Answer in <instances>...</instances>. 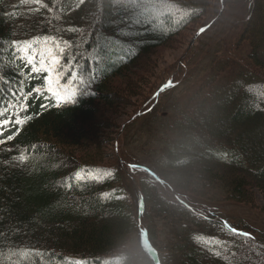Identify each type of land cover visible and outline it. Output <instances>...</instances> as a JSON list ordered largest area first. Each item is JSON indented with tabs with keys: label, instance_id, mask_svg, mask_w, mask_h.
I'll list each match as a JSON object with an SVG mask.
<instances>
[{
	"label": "trees",
	"instance_id": "trees-1",
	"mask_svg": "<svg viewBox=\"0 0 264 264\" xmlns=\"http://www.w3.org/2000/svg\"><path fill=\"white\" fill-rule=\"evenodd\" d=\"M25 2L12 10L0 2V36L19 41L38 39L40 49L52 47L45 44L46 38L75 41L65 54L77 58L81 53L90 55L80 43L82 37L90 38L93 45L115 38L114 43L131 47L133 55L122 60L117 48L99 67L80 59L85 77L91 71L94 79L90 84L71 85L79 90L71 104L57 105L47 93L44 74L21 69V87L29 93L22 100L27 111L19 110L24 123L11 125L15 138L0 145V232L7 237H0L4 264H156L143 245L145 240L159 264H250L241 253L252 246L264 253V242L233 234L217 216L194 211V204L181 194L203 187L221 190L242 204H253L258 194L264 198V27L255 25L259 12L264 19V0H80L72 5L68 0ZM213 4L248 6L239 34L240 42L250 47L246 62L229 72L225 66L220 72L213 68L210 80L215 84L208 81L209 77L203 80L200 99L193 106L185 105L180 121H169L167 114L161 117L153 106L127 124L145 118L159 123L167 119L171 126L161 133L167 138L150 137L165 147L158 169L144 165L145 185L138 201L143 208L138 214L145 213L148 227L138 228L143 246L140 258L129 245L138 223L125 201L128 191L121 181L123 171L119 165H107L105 152H101V104L112 108L117 98L124 100L126 95L112 91L114 79H125L127 87L134 81L139 83V74L132 68L197 24ZM13 12L15 18L5 15ZM12 31L15 35L10 34ZM10 62V54H5L4 63ZM5 73L20 79L15 69L6 68ZM223 74L226 78L220 79ZM68 79L61 81L65 87L69 86ZM173 81L161 93L170 91ZM38 86L39 95L34 91ZM210 113L216 122H229V126L214 124ZM173 125L180 132L171 129ZM86 142L96 148L94 159L78 157L83 147L91 148ZM9 148L11 152L6 151ZM20 154L28 157L24 164L12 160ZM176 191L180 194L173 201ZM156 216L167 220L171 230V240L164 248L166 259L155 244ZM37 251L45 255L38 257Z\"/></svg>",
	"mask_w": 264,
	"mask_h": 264
},
{
	"label": "rangeland",
	"instance_id": "rangeland-1",
	"mask_svg": "<svg viewBox=\"0 0 264 264\" xmlns=\"http://www.w3.org/2000/svg\"><path fill=\"white\" fill-rule=\"evenodd\" d=\"M21 1L32 2L30 0H6L7 10L14 9ZM246 6L232 4L221 7L213 4L211 10L197 24L157 48L149 56L142 58L140 66L132 68V72L139 74L137 75L139 83L134 81L127 87L125 79H114L111 83L112 91L115 94L126 95L124 100L117 98L112 108L101 104L102 112L99 114V120H101L99 136L102 143L101 149H103L101 152H105L104 162L107 165L112 167L119 165V169L123 171L121 181L128 191L124 197L131 207L130 212L134 222L138 223L131 232L129 245L140 258L143 256V246L138 228L148 227L145 222V213L138 214V201L142 194L140 190L141 188L143 190L145 185L144 165L158 169L157 164L163 159L165 147V144L159 140H152L150 137L154 135L157 138H167L161 133L167 131L170 125L169 122L167 124V119L163 123L152 122V119L145 118L130 126L126 123L140 112L151 111L153 106H156V114L161 117L167 114L169 121L172 119V122L176 123L186 112L185 105L193 106L197 99H200L199 93L203 89V80L209 77L208 81L212 85L215 84L210 80V72L213 68L217 67V71L220 72L222 70L220 68L225 66L224 70L229 69L227 71L229 72L238 68L239 63L244 64L250 47L247 43L240 42L239 34L240 27L249 12ZM259 24L264 27L261 12L255 22L256 27ZM204 27H207L205 32H200ZM226 74H223L220 79L226 78ZM169 80H174L172 89L167 93H161L163 89L159 88L160 85ZM131 86L133 88H130ZM126 88H129V93L124 91ZM212 116L210 113V119L213 123L215 122L214 124L229 126V122H216ZM124 124L125 127L122 128ZM171 129L180 130V128H175V125ZM87 144L89 143L86 142L85 145ZM89 145L91 148L83 147L78 153L81 160L94 159L96 148H92L91 143ZM159 190L160 185H157V191ZM191 190L194 189H189L190 192L181 191V194L194 204L191 206L194 207V211H206L208 215L217 216L222 221H227L232 227L250 233L254 240L264 242L263 196L258 194L253 204H242L229 199L218 189L201 187L198 191ZM177 194L180 193L178 191L173 193V201ZM150 209L153 211L151 204ZM155 225L158 231L155 244L160 249V256L164 259L167 254L164 248L169 245L172 237L171 230L167 220L162 217L156 216Z\"/></svg>",
	"mask_w": 264,
	"mask_h": 264
},
{
	"label": "snow or ice",
	"instance_id": "snow-or-ice-1",
	"mask_svg": "<svg viewBox=\"0 0 264 264\" xmlns=\"http://www.w3.org/2000/svg\"><path fill=\"white\" fill-rule=\"evenodd\" d=\"M38 2V0H37ZM51 11V9H49ZM6 16L11 15L15 18L16 13L11 14L5 13ZM7 22V21H6ZM15 28V25H13ZM11 35H15L12 31ZM115 39V38H114ZM113 40H105L103 42H98L93 45L90 38H81L80 43L84 44L90 55L85 56L83 53L80 54L79 58L76 55H66L65 50L72 48L76 42L68 41H57L55 38L45 39V44L51 43L52 47H45L40 49L39 40H29V41H19V40H9L6 37L0 36V137H3V129L11 125H22L24 119H21L19 115V110L27 111V106L22 102L29 93L25 92L21 87L22 82V72L21 69L26 67L31 74L41 75L44 74V81L47 85V93L51 94L57 102L71 104L75 102V98L78 95L79 90L77 88L71 87L73 83L77 85L90 84L94 79V73L89 72L88 76L82 72L81 65L79 63L80 59L85 60L90 65L99 67L100 63L105 59L109 52H115L119 48L120 58L126 59L127 57L133 55L131 47H125L123 43L116 44ZM63 45V47H61ZM5 54H10V64L4 63ZM19 61V64L16 62ZM12 68L16 70V76L20 79H13L6 75L5 69ZM79 73V75H77ZM68 79V87H65L61 81ZM55 85V88H53ZM36 94H41V89H34ZM42 108L47 110V105L42 104ZM15 116V119L12 117ZM31 119V117H27ZM19 131V130H18ZM18 131L16 134H18ZM14 135H8L5 138H0V145H5L8 141L14 139ZM6 151L11 152L12 149H6ZM13 161H18L19 164H24L28 157L24 154L12 157ZM7 163V162H5ZM224 227L230 232L236 235H241L246 238H251V234L248 232H240L238 229L232 227L224 221ZM0 237L7 239L3 232H0ZM10 247L15 248V245ZM220 255L219 252L215 253ZM38 257H43L45 253L35 252ZM54 255V254H53ZM233 256L237 255L232 253ZM244 258L250 261V264H264V253L257 251L255 246L249 247L247 253H241ZM253 257H256L254 259ZM0 264H4V261L0 259Z\"/></svg>",
	"mask_w": 264,
	"mask_h": 264
},
{
	"label": "water",
	"instance_id": "water-1",
	"mask_svg": "<svg viewBox=\"0 0 264 264\" xmlns=\"http://www.w3.org/2000/svg\"><path fill=\"white\" fill-rule=\"evenodd\" d=\"M205 29L201 30L200 32L204 31Z\"/></svg>",
	"mask_w": 264,
	"mask_h": 264
}]
</instances>
